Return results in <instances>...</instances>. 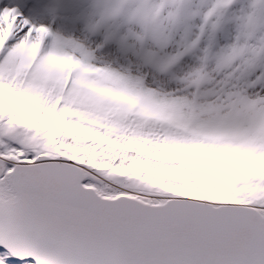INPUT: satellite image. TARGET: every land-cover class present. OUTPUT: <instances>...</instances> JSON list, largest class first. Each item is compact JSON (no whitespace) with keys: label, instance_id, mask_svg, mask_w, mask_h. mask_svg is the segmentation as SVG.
<instances>
[{"label":"snow or ice","instance_id":"6c2138e0","mask_svg":"<svg viewBox=\"0 0 264 264\" xmlns=\"http://www.w3.org/2000/svg\"><path fill=\"white\" fill-rule=\"evenodd\" d=\"M0 264H264V0H0Z\"/></svg>","mask_w":264,"mask_h":264}]
</instances>
